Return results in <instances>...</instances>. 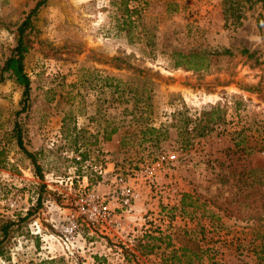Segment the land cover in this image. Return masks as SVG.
Here are the masks:
<instances>
[{"label": "rangeland", "instance_id": "374dc122", "mask_svg": "<svg viewBox=\"0 0 264 264\" xmlns=\"http://www.w3.org/2000/svg\"><path fill=\"white\" fill-rule=\"evenodd\" d=\"M37 1L0 0V66ZM117 1L45 0L26 30L31 97L18 119L42 178L11 131L22 87L0 82V218L15 221L0 264H147L131 234L178 227L225 262L257 264L262 2H244L237 20L225 18L222 0H130L138 11L123 22ZM190 51L204 53L207 67L175 66ZM171 152L175 159L154 165ZM185 192L196 199L187 212Z\"/></svg>", "mask_w": 264, "mask_h": 264}, {"label": "trees", "instance_id": "16d2710c", "mask_svg": "<svg viewBox=\"0 0 264 264\" xmlns=\"http://www.w3.org/2000/svg\"><path fill=\"white\" fill-rule=\"evenodd\" d=\"M129 1L130 0H118L116 2L123 22L127 20L130 21L132 14L137 13L138 11L136 7H129ZM254 1L255 0H222L225 18L234 15V18L239 20L242 15L239 9L243 6V3L248 2V6H251ZM260 1L262 2V7H264V0ZM44 2L45 0L37 1L19 23L17 26L18 36L16 43L11 48L9 54L0 66V82L3 81L5 77H11L16 84L22 87L19 102L20 107L15 112L16 119L11 131L17 146L25 154V156L31 160L35 173L41 178L43 177V173L41 165L37 162V153L28 149L26 146L25 139L27 137V133L24 125L18 117L28 111L31 97V79L25 70V55L28 50L25 33L28 28L32 27L33 17ZM179 55L181 58L177 57L175 60V66L177 67L184 65L187 69L199 70L206 68L208 65V63L205 62L206 60L204 61V53H201L200 51H190L186 54L179 53ZM210 119L211 118H207L204 125H207ZM3 154L4 150L0 147V156ZM85 157L86 154L83 155L82 159ZM2 161V158H0V164ZM186 196H189L190 198H187ZM195 200L196 199L191 198L188 192L183 193L180 198L181 211L187 212V207H193L195 205ZM36 201V206L41 204L40 197H37ZM36 206L34 208H36ZM30 213V210H28L23 218L28 216ZM14 223V220H2L0 218V254L4 253V241ZM162 241L165 243L164 249L170 248L168 252H164V254H162V264H230L217 258L218 253L214 252L211 247L201 243L200 239L192 235L191 230L184 227L175 228L172 232L168 233H163L158 229L148 231L138 239L134 250L138 251L140 254H148L160 247L159 245ZM257 264H264V254L258 253Z\"/></svg>", "mask_w": 264, "mask_h": 264}, {"label": "built area", "instance_id": "2783aa9c", "mask_svg": "<svg viewBox=\"0 0 264 264\" xmlns=\"http://www.w3.org/2000/svg\"><path fill=\"white\" fill-rule=\"evenodd\" d=\"M177 156L176 152H171V153H166V154H160L156 160L154 165L157 167H161L166 161H171L173 159H175ZM98 172L101 173L102 169L100 166H98ZM120 181H122V177L118 178ZM87 185V183H85V186ZM122 193L124 194V197L122 198V203L125 205V208L127 209V211L131 210V199H133V192L131 191V188L128 186H124L122 188ZM91 196L93 197H98L97 194H91ZM107 214L109 215L110 212H107ZM143 234H141L142 236ZM141 236H133V234H131V237L128 239L129 244H134L136 242V240L141 237ZM125 246H129L128 244H125Z\"/></svg>", "mask_w": 264, "mask_h": 264}, {"label": "crops", "instance_id": "0c3cea01", "mask_svg": "<svg viewBox=\"0 0 264 264\" xmlns=\"http://www.w3.org/2000/svg\"><path fill=\"white\" fill-rule=\"evenodd\" d=\"M163 247V248H162ZM159 249L161 250H156L152 253L146 254L145 256H142V258L147 262V264H162V251L163 252H168L170 248L164 249V246H161ZM138 258V255H136Z\"/></svg>", "mask_w": 264, "mask_h": 264}]
</instances>
